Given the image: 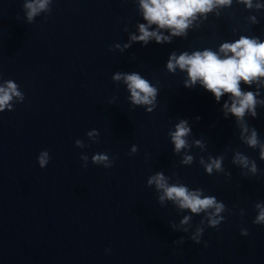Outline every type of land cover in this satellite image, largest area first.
I'll return each mask as SVG.
<instances>
[{
  "label": "water",
  "instance_id": "1",
  "mask_svg": "<svg viewBox=\"0 0 264 264\" xmlns=\"http://www.w3.org/2000/svg\"><path fill=\"white\" fill-rule=\"evenodd\" d=\"M28 3L39 0H0V87L11 80L22 94L0 111V264H264V224L253 223L264 159L245 139L254 129L264 144V77L241 81L257 104L240 120L225 112L230 93L217 101L200 81L186 86L187 70L167 68L173 53L224 58V43L264 42V0L197 13L179 36L149 24L140 0H47L31 20ZM141 24L167 39L133 40ZM132 73L157 90L152 105L132 101ZM181 120L191 131L176 152L170 133ZM97 153L112 166L93 163ZM212 159L221 169L208 173ZM157 173L215 196L223 219L213 227L207 212L161 201L148 184Z\"/></svg>",
  "mask_w": 264,
  "mask_h": 264
},
{
  "label": "clouds",
  "instance_id": "2",
  "mask_svg": "<svg viewBox=\"0 0 264 264\" xmlns=\"http://www.w3.org/2000/svg\"><path fill=\"white\" fill-rule=\"evenodd\" d=\"M141 6L144 10V18L149 24H157L160 28H169L173 35H181L189 27L192 19L196 17L197 13H207L212 11L217 5H230L232 0H140ZM246 5L251 8L252 0H242ZM47 0H39V3H28L26 8L30 9L28 18L31 20L33 16L40 10L46 7ZM259 7V5L257 6ZM255 19V18H253ZM141 35L133 36V40L144 41L145 44L150 38L155 37L157 42L167 39L157 31H149L144 24L140 25ZM220 51L225 54L221 58L216 52L205 50L203 52L196 51L189 55L187 52L181 54L179 57L172 54L169 59L167 68L169 71H175L179 66L182 70H187L189 80L186 86H192L197 81H200L203 86L214 93L217 101L225 93H230L232 96V103L226 102L224 109L231 112L240 120H243L246 111H251L252 115H256L255 107L257 100L255 94L251 91L243 92L240 87L241 81L251 84L253 81H258L264 77V42H259L257 39L248 37H241L234 43L222 44ZM232 55H227L228 53ZM121 74H117L115 79L119 80ZM131 90V99L135 104L152 105L156 97V89L150 83L142 78L137 73H132L124 77ZM13 95L22 96L17 90V85L9 80L7 87H0V111L5 106L11 107L8 102L12 99ZM151 111V109H149ZM176 130L171 132L172 141L175 144V151L180 152L181 149L187 146L185 137L189 134L191 129L188 127L186 120H181L176 126ZM247 126H244V132H247ZM92 135V133H89ZM249 146L255 148L257 145L260 147V156L264 159V144H260L257 139L256 131L253 129L251 136L245 137ZM77 141V144H80ZM199 144L200 142L197 141ZM136 151L135 146L132 149ZM87 161V156L82 157ZM50 157L47 150L43 151L39 157V165L43 168L49 163ZM191 156H186L183 163H190ZM203 162V161H202ZM235 162L247 167L249 160L246 156L237 153ZM93 163H103L106 168L112 166L109 157L106 154L97 153L93 157ZM84 167H87L85 163ZM221 169V159H212L206 165V170L211 173L213 168ZM252 171H256V165L253 162ZM155 184L156 187L163 191L160 200L165 199L175 201L180 208L190 209L192 213H200L205 211L209 216V224L213 227L220 223L223 217H219V213L224 210V204L218 203L215 196H204L202 198L199 191H189L183 185H169L167 178L163 173H157L151 176L148 184ZM256 207L260 210L258 216L253 223L264 224V205L257 204ZM214 210V211H211ZM189 217H185L182 223H187ZM198 229V233L202 232ZM244 235H248L247 230H243ZM193 239L200 243L199 235L194 236ZM182 242V240L180 241ZM177 242V243H180Z\"/></svg>",
  "mask_w": 264,
  "mask_h": 264
}]
</instances>
